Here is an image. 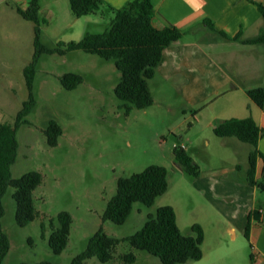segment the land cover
Instances as JSON below:
<instances>
[{"label": "rangeland", "instance_id": "rangeland-1", "mask_svg": "<svg viewBox=\"0 0 264 264\" xmlns=\"http://www.w3.org/2000/svg\"><path fill=\"white\" fill-rule=\"evenodd\" d=\"M39 16L42 42L51 48L59 42L78 41L87 33H102L110 25L108 17L75 16L69 0H41ZM34 26V22L17 13L13 0L0 1V122L14 124L28 98L24 68L35 53ZM66 73L80 74L84 81L68 91L60 81ZM120 78L113 61L81 50L40 57L34 82L37 105L27 116L28 123L19 127L18 156L12 166L13 178L29 171L42 174V184L34 191L38 216L27 226H18L14 188L9 187L3 198L2 224L11 247L3 264L44 261L71 264L102 226L110 236L126 238L144 226L149 214L155 215L166 205L174 207L179 227L181 224L183 229L191 216L193 219L199 216L197 203L202 198L193 188L195 178L182 175L173 152L174 143L186 144L185 137L194 139L200 134L199 127L192 125L194 118L190 113H167L165 105L158 103L146 109H133L127 115L120 108L123 102L115 94ZM152 89L159 99L166 97V101L176 102L174 94L161 96L153 84ZM50 119L57 120L63 128L55 147L48 145L44 133ZM214 138L219 141L218 137ZM194 141L197 146L194 158L200 167H218L211 152L220 150L222 143L212 142L208 153L204 151L202 138ZM150 165L168 169V190L153 206L135 203L132 214L122 225L104 221L107 203L117 190V180ZM62 211L72 215L73 223L68 246L57 255L50 249L47 238H43L42 226H46L49 236L50 220L54 218L57 226V216ZM243 242L245 251L234 259V264H251L252 247ZM131 251L128 243H122L108 264H128L123 256ZM133 251L137 256L133 264H162L159 258L145 251ZM85 264L100 262L95 257Z\"/></svg>", "mask_w": 264, "mask_h": 264}, {"label": "trees", "instance_id": "trees-1", "mask_svg": "<svg viewBox=\"0 0 264 264\" xmlns=\"http://www.w3.org/2000/svg\"><path fill=\"white\" fill-rule=\"evenodd\" d=\"M41 0H29L28 7H16L17 12L26 20L34 22L35 53L32 61L24 68V77L28 90V98L24 101L14 124L0 122V264H3L10 251V239L4 231L2 219L5 215L3 198L9 187L14 188L13 198L16 202L15 221L18 226L25 227L35 220L38 211L35 205L34 191L42 184L43 177L38 171H29L19 178H13L12 166L17 160L19 141L17 132L21 124L28 123L29 116L37 105L34 94V82L40 57L44 54L66 55L71 51L81 50L95 54L107 61H113L121 78L115 88V94L123 103L120 108L129 115L133 109H146L154 105V97L149 81L154 77L156 69L162 62L166 48L177 43L186 34V30L165 25L157 28L154 20L157 12L152 0H132L122 8H115L103 0H69L75 16L82 17L91 14L104 15V8L112 13L109 27L102 33H87L78 41L59 42L55 48L45 45L41 39L40 10ZM256 4L264 19V4L249 0ZM208 26L215 30L214 25ZM229 40H240L246 44H264V29L258 37L243 38L242 35L231 38L220 32ZM64 89H76L83 81L82 75L66 73L60 78ZM249 97L259 106H264V86L248 90ZM47 143L51 147L58 145L63 135V128L55 119H50L45 130ZM216 136L236 137L241 142L250 144L249 169L247 182L264 192V166L260 177L257 176L258 159L264 161V154L259 149V141L263 129L252 116L244 119H231L217 125ZM175 162L182 171L190 176L201 175L200 165L185 149H175ZM169 187L168 169L162 165H150L139 173L117 180L115 195L108 201L104 213V221L122 225L132 214L134 204L142 203L153 206L156 199L163 195ZM253 219L258 220L257 212L250 214L245 237L249 240ZM52 218V232L46 235V226H42V236L47 238L54 254H61L67 248L73 217L68 211H62L57 216L58 225ZM205 232L200 224L191 227L190 234H184L178 224L174 207H160L156 214H149L144 226L131 236L116 238L106 233L103 226L90 238L85 251L77 255L71 264H85L87 260L97 258L100 264H108L115 251L122 243H128L132 251L123 256L124 261L133 264L137 256L133 249L145 251L161 261L162 264H185L189 261H199L204 256L203 244ZM253 264V255H251ZM26 264V263H23ZM36 264H52L44 261Z\"/></svg>", "mask_w": 264, "mask_h": 264}, {"label": "crops", "instance_id": "crops-1", "mask_svg": "<svg viewBox=\"0 0 264 264\" xmlns=\"http://www.w3.org/2000/svg\"><path fill=\"white\" fill-rule=\"evenodd\" d=\"M13 1L15 9H26L29 4V0ZM103 1L122 8L132 0ZM256 1L264 4V0ZM152 2L157 12L154 20L157 28L167 25L186 30L180 41L164 50L162 62L149 85L154 105L163 104L167 113H190L194 118L192 125L199 127L200 134L194 139L185 137L187 143L182 144L187 153L196 160L194 140L199 138L205 143L204 151L210 153L212 142L218 141L214 138L218 137L214 133L215 127L227 120L252 116L264 131V106L259 107L248 95V90L264 86V44L229 40L220 33L231 38L238 35L246 39L258 37L264 29V19L256 4L249 0ZM96 15L108 17L110 21L112 18L107 8H104L103 16ZM207 20L215 30L208 26ZM152 84L161 96L174 94L176 102L156 97ZM218 138L222 148L211 152V156L219 166L201 167V175L193 181L194 190L202 198L201 203H197L199 216L196 219L191 216L185 222L186 227L183 229L180 224V229L184 234H190L192 225L203 227L204 256L199 261L206 264H234V259L245 251L243 241L252 247L253 264H264V194L247 182L252 146H245L247 143L236 137ZM180 139H184L183 136ZM259 149L264 154V133ZM243 157L241 161L239 158ZM263 166L264 161L259 158L258 177ZM253 212L258 213L259 219H253L248 240L245 229Z\"/></svg>", "mask_w": 264, "mask_h": 264}, {"label": "built area", "instance_id": "built-area-1", "mask_svg": "<svg viewBox=\"0 0 264 264\" xmlns=\"http://www.w3.org/2000/svg\"><path fill=\"white\" fill-rule=\"evenodd\" d=\"M175 149H186V146L184 144H175Z\"/></svg>", "mask_w": 264, "mask_h": 264}]
</instances>
